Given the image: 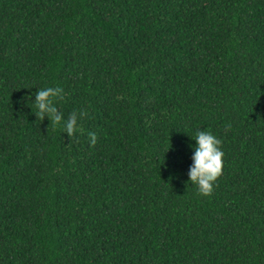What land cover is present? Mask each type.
<instances>
[{
  "label": "trees",
  "instance_id": "1",
  "mask_svg": "<svg viewBox=\"0 0 264 264\" xmlns=\"http://www.w3.org/2000/svg\"><path fill=\"white\" fill-rule=\"evenodd\" d=\"M0 264H264V0H0Z\"/></svg>",
  "mask_w": 264,
  "mask_h": 264
},
{
  "label": "clouds",
  "instance_id": "2",
  "mask_svg": "<svg viewBox=\"0 0 264 264\" xmlns=\"http://www.w3.org/2000/svg\"><path fill=\"white\" fill-rule=\"evenodd\" d=\"M62 92L63 89L59 86L39 88L35 92V99H32L36 108L34 114L40 120L47 116L51 123L60 125L65 133L72 136L79 128L78 115L76 112H72L65 118L64 114L58 110L54 98L59 97ZM84 115V112L79 113L80 117ZM88 135L91 138L90 143L94 145L97 141V133L89 132ZM191 137L195 143L190 145L194 151L188 179L195 185L199 193L207 196L211 194L214 182L222 174V158L224 156L221 147L222 140L212 131L204 129L197 130Z\"/></svg>",
  "mask_w": 264,
  "mask_h": 264
}]
</instances>
